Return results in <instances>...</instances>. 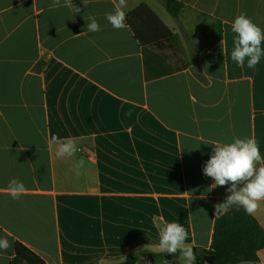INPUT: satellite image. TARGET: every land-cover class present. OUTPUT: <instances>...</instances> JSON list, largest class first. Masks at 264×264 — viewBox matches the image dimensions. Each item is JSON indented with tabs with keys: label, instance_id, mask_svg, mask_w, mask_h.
Masks as SVG:
<instances>
[{
	"label": "crops",
	"instance_id": "0c3cea01",
	"mask_svg": "<svg viewBox=\"0 0 264 264\" xmlns=\"http://www.w3.org/2000/svg\"><path fill=\"white\" fill-rule=\"evenodd\" d=\"M163 1L127 0L126 14L145 4L163 25L142 45L107 21L118 0H0V238L11 244L0 264L16 243L44 264H117L140 250L162 258L137 264H185L164 258L159 232L176 222L186 245L210 249L228 195L203 174L213 144L251 138L264 162V56L254 69L231 58L232 22L243 13L264 29V0H176L177 17ZM54 135L79 151L57 157ZM251 215L264 229V201ZM257 258L242 264H264V249Z\"/></svg>",
	"mask_w": 264,
	"mask_h": 264
},
{
	"label": "clouds",
	"instance_id": "9594fccd",
	"mask_svg": "<svg viewBox=\"0 0 264 264\" xmlns=\"http://www.w3.org/2000/svg\"><path fill=\"white\" fill-rule=\"evenodd\" d=\"M60 3L61 0H53L52 6L58 7ZM126 7L127 0H118L115 10L106 14V19L113 28L119 30L126 27ZM80 11L79 7H74L76 14ZM86 27L89 32L100 30L97 18L91 15ZM231 31L235 34L232 60L241 68L247 61V67L254 69L264 56V48L261 47L264 42V29L242 13L235 17ZM50 143L57 145V157H72L79 151L72 140L60 141L55 135L51 137ZM213 146V154L206 161L203 174L214 180L212 188L226 187L228 193L223 203L215 205V215L231 206L243 208L249 215L255 213L259 202L264 201V162L257 142L251 138H233L230 143H214ZM84 164L83 159L76 163L77 174ZM8 189L13 199H19L26 191L23 182L15 178L10 180ZM187 238V230L181 224L171 222L160 229L159 247L162 252L169 254L179 252L184 257L185 264H194L195 252L191 246L185 244ZM9 248L10 242L6 238H0V249L6 251Z\"/></svg>",
	"mask_w": 264,
	"mask_h": 264
},
{
	"label": "trees",
	"instance_id": "16d2710c",
	"mask_svg": "<svg viewBox=\"0 0 264 264\" xmlns=\"http://www.w3.org/2000/svg\"><path fill=\"white\" fill-rule=\"evenodd\" d=\"M163 3L167 13L172 17H177L184 8V5L176 0H164ZM126 22L134 37L142 45L155 43L156 26L163 27L145 4H140L127 13ZM262 249H264V229L243 208L231 206L214 222L210 249L205 252L193 249L196 256L194 262L206 264L204 256H213V264L256 263L257 253ZM141 256H146L148 260L153 257L162 258L161 255L140 250L117 264H137ZM10 264H44V262L22 244L16 243Z\"/></svg>",
	"mask_w": 264,
	"mask_h": 264
},
{
	"label": "water",
	"instance_id": "95a60500",
	"mask_svg": "<svg viewBox=\"0 0 264 264\" xmlns=\"http://www.w3.org/2000/svg\"><path fill=\"white\" fill-rule=\"evenodd\" d=\"M164 258L166 260H169L171 258V254L169 253L164 254ZM213 260H214L213 256H204V261L206 262V264H213Z\"/></svg>",
	"mask_w": 264,
	"mask_h": 264
},
{
	"label": "rangeland",
	"instance_id": "374dc122",
	"mask_svg": "<svg viewBox=\"0 0 264 264\" xmlns=\"http://www.w3.org/2000/svg\"><path fill=\"white\" fill-rule=\"evenodd\" d=\"M181 261L182 262H184L185 261V259H184V257L183 256H181ZM165 264H169L168 262H166Z\"/></svg>",
	"mask_w": 264,
	"mask_h": 264
}]
</instances>
